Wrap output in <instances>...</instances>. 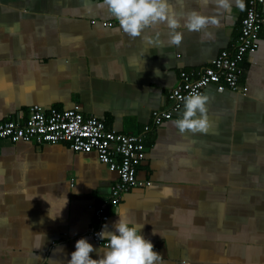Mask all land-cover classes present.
<instances>
[{
	"label": "crops",
	"instance_id": "0c3cea01",
	"mask_svg": "<svg viewBox=\"0 0 264 264\" xmlns=\"http://www.w3.org/2000/svg\"><path fill=\"white\" fill-rule=\"evenodd\" d=\"M102 2L0 0V122H23L32 106L78 104L113 131L140 134L154 110L169 108L181 71L200 70L237 43L246 7L243 0L220 13L201 0H169L180 18L196 10L219 19L201 32L182 21L175 46L165 24L130 37ZM260 11L264 19V3ZM241 68L245 93L204 90L206 133L175 127L183 105L145 134L137 179L150 184L123 194L116 207L108 198L117 174L96 154L0 141V264H68L80 238L102 255L87 234L102 204L109 217L102 229L114 231L116 212H126L144 224L141 234L162 264H264V24Z\"/></svg>",
	"mask_w": 264,
	"mask_h": 264
},
{
	"label": "built area",
	"instance_id": "2783aa9c",
	"mask_svg": "<svg viewBox=\"0 0 264 264\" xmlns=\"http://www.w3.org/2000/svg\"><path fill=\"white\" fill-rule=\"evenodd\" d=\"M263 3L264 0H246L237 43L231 49L222 50L200 70L181 71L177 83L167 96L169 108L164 111L154 110L151 113V124L145 126L142 133L131 135L113 131L107 128L103 120L85 116L78 104L69 110L32 106L23 122L15 119L0 122V141L12 144H64L74 153L96 154L101 164L117 174L108 198V204L116 207L123 194L133 188L150 184H143L137 179V170L146 159L145 134L179 115L184 105L183 97L194 91L203 94L209 86H214L218 93L226 90L239 93L247 91L241 83V64L258 48L260 31L264 24L260 11ZM102 24L111 26L110 23ZM106 207L107 204H102L95 209L94 218L97 224H93L87 231L93 242L103 248L105 242L97 234L103 230L109 219Z\"/></svg>",
	"mask_w": 264,
	"mask_h": 264
},
{
	"label": "clouds",
	"instance_id": "9594fccd",
	"mask_svg": "<svg viewBox=\"0 0 264 264\" xmlns=\"http://www.w3.org/2000/svg\"><path fill=\"white\" fill-rule=\"evenodd\" d=\"M201 3L204 6L214 5L220 13L230 12L233 4L243 7V0H201ZM99 7L106 9L107 13L118 21L120 28L133 38L140 37L146 29L154 25L165 24L172 30L170 44L175 46L182 42V33L176 31L181 27L182 21L183 27L192 32H201L210 25L219 24L217 16L205 15L196 10L180 18L169 0H103ZM149 43L153 41L149 40ZM158 73L159 71L156 74ZM182 99L184 110L181 118L174 121L175 127L182 134L206 133L209 129L206 108L209 97L194 91ZM58 199H63V196ZM67 203L68 199L62 210ZM50 205L52 208L53 205ZM116 213L119 219L113 224L115 230L109 231L105 226V229L97 234L98 238L105 242L102 255L99 254L100 249L97 250L87 238H80L68 264H162L163 257L154 250L152 241L141 234L144 224L133 221L124 211ZM94 251L100 256L99 259L92 258Z\"/></svg>",
	"mask_w": 264,
	"mask_h": 264
}]
</instances>
